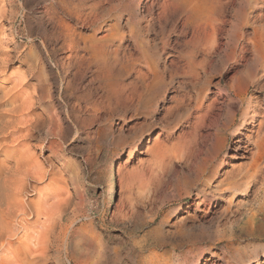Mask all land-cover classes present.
<instances>
[{
	"label": "rangeland",
	"instance_id": "374dc122",
	"mask_svg": "<svg viewBox=\"0 0 264 264\" xmlns=\"http://www.w3.org/2000/svg\"><path fill=\"white\" fill-rule=\"evenodd\" d=\"M261 41L264 0H0V128L35 101L0 130L2 179L18 176L0 183V256L264 264L245 224L260 184L225 182L264 126Z\"/></svg>",
	"mask_w": 264,
	"mask_h": 264
},
{
	"label": "bare ground",
	"instance_id": "6f19581e",
	"mask_svg": "<svg viewBox=\"0 0 264 264\" xmlns=\"http://www.w3.org/2000/svg\"><path fill=\"white\" fill-rule=\"evenodd\" d=\"M177 8V7H176ZM179 8V7H178ZM149 12V11H148ZM183 12V11H182ZM188 14V13H187ZM200 15V14H199ZM188 16H190V15H188ZM187 16V17H188ZM189 18V17H188ZM187 18V19H188ZM186 19V20H187ZM195 19V18H194ZM188 22H190V21H188ZM194 22V21H193ZM187 23V22H186ZM185 23V24H186ZM201 23H202V21H201ZM188 25V24H187ZM197 30V29H196ZM110 36H112V35H110ZM72 39V38H71ZM260 44L261 45H263L262 47V49H264V43L261 41L260 42ZM91 45V44H90ZM259 57H260V59H262L263 61H264V56H261V55H259ZM92 59H97L95 56H93L92 57ZM172 62V61H171ZM175 63L174 62H172L171 63V66L172 65H174ZM176 65H177V62H176ZM175 65V66H176ZM197 66V62L196 61H193V60H189V62H187L186 63V68H187V70L188 69H192L193 67H196ZM179 67V66H178ZM186 68L184 67L183 68V71H186ZM181 71V74H182V67H181V69H180ZM264 70V69H263ZM178 72H179V70H178ZM149 73V72H148ZM184 73V72H183ZM185 74H186V72H185ZM154 75V74H153ZM148 76V75H147ZM259 90H260V92L261 93H264V86H262V87H260V88H258ZM242 95H244L243 93H242ZM236 97V99H238V100H240L242 97L240 96V95H238V96H235ZM34 98H32V97H28V98H26V100H25V103L24 104H22L21 106H18V105H12V109H11V113H12V116H11V118L10 119H6L5 120V123H4V126L2 127V128H0V130L1 129H3L1 132H5L6 130H8V129H11V130H14V131H16V130H19L18 129V125H21V124H23V122L25 121L24 119H25V116L26 115H28L26 112L27 111H30L31 109H32V106L34 105ZM232 109V108H231ZM10 112H8V113H10ZM10 113V114H11ZM28 113H30V112H28ZM9 114V115H10ZM35 118V117H34ZM29 126V125H28ZM27 126V127H28ZM261 131L259 132V135H258V138H257V141H255V152L252 154V157H251V162L246 166V168H245V171H241L239 174H237L235 177H233V173H234V171L233 172H231V173H229L228 171H227V174H226V177H225V182H227V184L231 187V189H233V190H241L243 187H245V188H248L250 185H259L260 184V186H259V188H258V194H260V196H259V199H258V205H257V207L256 208H253V209H251L250 210V217H249V219H248V221L245 223L249 228L250 227H252L249 231H247V235L246 236H250V237H254V236H264V126L263 127H260L259 128ZM14 131H12V133L14 132ZM6 133V132H5ZM11 133V134H12ZM2 134V133H1ZM10 134V133H9ZM14 134V133H13ZM7 136V135H6ZM11 136H13V135H11ZM239 147H241V145L239 144ZM19 163H21V162H19ZM22 163H23V161H22ZM2 164V163H1ZM21 166V164H18V166ZM19 166V167H20ZM3 167V166H2ZM5 167V166H4ZM16 167V166H15ZM22 167V166H21ZM0 168H1V165H0ZM17 168V167H16ZM22 169V168H21ZM20 169V170H21ZM2 170H4V168H1L0 169V183H4V181H6V183L9 181V178H11L12 176H14V175H9V174H11V173H9V171L7 172V173H9V174H7V175H9V177H4V180L2 179L3 178V176L1 175V173H4L6 170H4L3 172H2ZM13 170H14V168H13ZM18 170V169H17ZM16 170V171H17ZM244 170V169H243ZM16 171L14 172V173H16ZM28 171V170H27ZM31 171V170H30ZM20 172H24V171H20ZM17 173H18V171H17ZM24 173H27L26 171L24 172ZM24 173L22 174L21 173V175H24ZM205 173V172H204ZM218 171L216 172H213V173H211L210 174V176H217L218 175ZM3 175H5V174H3ZM7 175H5V176H7ZM17 175V174H16ZM18 175H19V173H18ZM28 175V174H27ZM208 175V174H207ZM15 177V176H14ZM17 177L18 176H16V180H17ZM22 177V176H21ZM25 177V176H24ZM202 178H203V176H201ZM237 177H240V178H238L237 179ZM1 179H2V181H1ZM15 179H13V178H11V181L12 180H15ZM8 180V181H7ZM21 180V179H20ZM18 181V180H17ZM14 182V181H13ZM13 182H12V184H13ZM6 183H4L3 185H5ZM9 183H10V181H9ZM8 183V184H9ZM22 184V181L21 182H19V184ZM23 183H25V182H23ZM15 184H17V182L15 183ZM20 184V187H22V185ZM7 186V184L4 186V187H6ZM10 186H11V183H10ZM19 186V185H18ZM1 187V186H0ZM3 187V186H2ZM14 187V186H13ZM20 187H18V188H20ZM23 188V187H22ZM11 189V188H10ZM15 189V188H14ZM17 189V188H16ZM3 190V189H2ZM1 189H0V191H2ZM5 190H7V189H5ZM9 190V189H8ZM17 191H19V190H17ZM12 192H13V190H12ZM16 192V191H15ZM3 193V192H2ZM2 193L0 192V194H1V196H2ZM7 193V192H6ZM14 193V192H13ZM20 193H22V191L20 192ZM257 193V192H256ZM18 193L16 192L15 193V196L17 195ZM3 195L4 196H6L5 195V193H3ZM11 195H13V194H11V193H9V196H11ZM3 196V197H4ZM8 196V195H7ZM8 196V198H9V201H11V200H16V198H14V199H12L11 197H9ZM2 199V198H1ZM7 199V198H6ZM6 199H4V200H6ZM3 200V199H2ZM2 200H1V203H0V239H1V237H3V234H4V232L7 230L6 228H7V226H8V219L10 218V216H11V213L12 212H10V210L12 209H10V207L12 206L9 202H8V204H10L11 206H8L7 204H6V207H4V204H5V201H3V203H2ZM7 202V201H6ZM17 202V201H16ZM17 204V203H16ZM17 206L19 207V204H17ZM20 208H21V206H20ZM13 210V209H12ZM12 216H13V213H12ZM10 223V222H9ZM22 223V222H21ZM10 225V224H9ZM8 229H9V226H8ZM247 229V228H246ZM20 231V230H19ZM6 234H7V232H6ZM4 236H5V234H4ZM13 236H16V234L15 235H13ZM238 236V235H237ZM11 237H12V235H11ZM235 237V236H234ZM17 238V237H16ZM19 239V238H18ZM2 242V241H1ZM0 242V243H1ZM35 242V241H34ZM9 245V244H8ZM12 245V244H11ZM1 246H2V244H1ZM10 246V245H9ZM9 246H6V248L8 247L9 248ZM3 247V246H2ZM1 247V249H0V251H2L4 248H2ZM8 251H11V250H8ZM29 251V250H28ZM12 252V251H11ZM14 253V252H13ZM11 254V253H10ZM27 254V253H26ZM24 255V254H23ZM11 256V258L10 257H1L0 256V264H12V263H14V261H15V259L13 260L12 259V256H13V254L12 255H10ZM36 256V255H35ZM243 255L242 254H240L239 255V257L242 259L243 257H242ZM237 259V258H236ZM241 259H240V262H241ZM238 261V260H237ZM33 263V262H32ZM30 264V263H29ZM204 264H206V263H204Z\"/></svg>",
	"mask_w": 264,
	"mask_h": 264
}]
</instances>
